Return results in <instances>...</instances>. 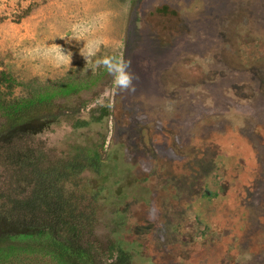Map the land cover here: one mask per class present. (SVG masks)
<instances>
[{
	"label": "rangeland",
	"instance_id": "374dc122",
	"mask_svg": "<svg viewBox=\"0 0 264 264\" xmlns=\"http://www.w3.org/2000/svg\"><path fill=\"white\" fill-rule=\"evenodd\" d=\"M114 59L131 62V89ZM0 72L17 81L13 97L74 82L87 87L75 102L108 107L100 124L41 136L58 154L101 146L109 159L84 177L103 190L98 243H120L134 264H221L220 228L238 220L211 219L239 206L233 264H264V0H0ZM244 165L257 171L241 197ZM220 179L231 196L214 200Z\"/></svg>",
	"mask_w": 264,
	"mask_h": 264
},
{
	"label": "trees",
	"instance_id": "16d2710c",
	"mask_svg": "<svg viewBox=\"0 0 264 264\" xmlns=\"http://www.w3.org/2000/svg\"><path fill=\"white\" fill-rule=\"evenodd\" d=\"M16 86L0 72V264H134L120 243L95 240L103 190L84 177L105 171L101 146H73L63 155L41 138L53 125L100 124L108 107L99 115L88 101L75 102L87 87L74 82L24 98L13 97Z\"/></svg>",
	"mask_w": 264,
	"mask_h": 264
},
{
	"label": "flooded vegetation",
	"instance_id": "af4514ba",
	"mask_svg": "<svg viewBox=\"0 0 264 264\" xmlns=\"http://www.w3.org/2000/svg\"><path fill=\"white\" fill-rule=\"evenodd\" d=\"M191 52H192V50L189 49L188 53H191ZM221 101L219 102V100H214L215 104H222V103L225 104L224 101H222V102ZM217 102H219V103H217ZM228 105H232V102H229ZM189 116L192 117V118H197L196 120H199V121H200V119L203 120V118L201 116L194 115L193 113L189 114ZM254 119L255 118L253 117V119L251 120L252 127L250 126V128H252V130L255 129V127H254L255 120ZM240 132H241V130H240ZM214 134H216V136L221 135V133H214ZM240 134H242V132ZM262 147H264V145H262ZM198 148L201 149V150L204 149L201 146L198 147ZM204 166L207 167L208 165H203L202 168ZM213 166L214 165H211V167H213ZM244 166H245V168H244V171H242V175H241V173H239V177L237 179H234L235 182H236V187H237V189L235 190L236 191L235 194L237 195V193H238V195H240L241 197H243V195L248 190L252 189V185H253L254 180H255V177L253 178L252 175H253V173H254V176L256 175V172H255L256 167H255V165H244ZM241 170H242V168H241ZM246 175L248 177H246ZM230 179H220V184L218 186V189H217L216 193L215 194L214 193L210 194L211 197H213L214 200H217L220 197L223 198V197H226V196H231V191H228V188L225 190V187H226L225 183H229ZM199 181L200 182L203 181V178H200ZM228 185H230V184H228ZM207 190L208 189L205 188L204 192L207 193ZM240 201H239V203H240ZM222 202H223V199H222ZM241 206L245 207V204L241 203ZM245 216H246V214L238 206V209L236 211H234V212L231 211V213H229V214L227 213L226 215H223V216L222 215H218L215 218L211 219L212 224H214V225L217 222L220 223V224H227L229 221H233V219H237L238 220V221H236L238 226L237 225L236 226L228 225L227 228H225L223 226H221L222 228H220L221 234H222L220 236H223V244L225 245L226 253H227V254H224L226 259H223L221 264H233V262H234L233 254L237 253V255H239V252H238L239 247H238L237 239L236 238H231V237L236 235V232H238L239 230H243V226L241 228V226H239V224L240 225L241 224H245V220H243V223H242V221H240L239 218L242 217L244 219ZM195 219H196L195 223L197 222L200 232H203L204 229H202V224H204V222H202L200 220V217H199L198 214L195 216ZM206 225H207L206 228H208L210 226L208 224H206ZM226 229L229 232H231L230 237L223 234V232H225ZM234 231H236V232H234ZM202 249H205V248L202 247ZM204 259H205V257L199 259L197 261V264H207V262H201Z\"/></svg>",
	"mask_w": 264,
	"mask_h": 264
},
{
	"label": "clouds",
	"instance_id": "9594fccd",
	"mask_svg": "<svg viewBox=\"0 0 264 264\" xmlns=\"http://www.w3.org/2000/svg\"><path fill=\"white\" fill-rule=\"evenodd\" d=\"M130 61L114 59L110 66L115 81L122 90H129L133 86L134 74L130 71Z\"/></svg>",
	"mask_w": 264,
	"mask_h": 264
}]
</instances>
